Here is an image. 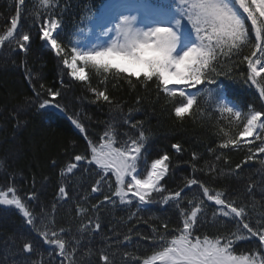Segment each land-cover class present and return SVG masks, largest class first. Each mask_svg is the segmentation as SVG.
I'll return each mask as SVG.
<instances>
[{"label":"trees","instance_id":"1","mask_svg":"<svg viewBox=\"0 0 264 264\" xmlns=\"http://www.w3.org/2000/svg\"><path fill=\"white\" fill-rule=\"evenodd\" d=\"M104 1L51 0V7L43 8L41 0H25L18 32L31 36L27 52L17 50L15 39L0 45V189L6 190L7 186L14 185L21 196L37 193V201L27 202L38 217L45 212L49 213V219L54 215L57 225L68 230L66 237L81 239L77 257L81 264H96L101 250L107 252L111 264L142 262L157 250L150 240L152 228L159 227L163 231L165 220L170 229L176 226L177 214L170 206L148 205L139 212V220H129L130 211H136L135 205L129 209L117 203L115 207L108 206L101 211L100 232L89 235L79 231L88 220L77 214V202L85 203L84 195L90 193L98 177L91 174L94 166L78 170L75 175L61 177V168L75 154L84 152L86 141L65 116L49 109H39L33 85L39 89L43 84L45 88L62 92V98L56 99L67 106L68 115L79 116L94 139H98L109 127L117 131L121 138H126L123 135L125 132L137 133L130 128V124L124 123L125 119L130 117V123L143 122L147 136L145 159L150 163L165 152L170 155L172 172L166 180L172 189H178L193 176L189 162L193 155L198 156L196 167L203 171H197L195 175L213 190L224 191L241 204L253 224L264 223V193L259 191L260 187H264V170L258 163L259 159H264V153L257 152L252 161L243 163L237 178L232 173L236 165L245 160L247 146L240 149L231 146L220 148L222 143L242 130L235 116L222 111L224 99L235 104L242 113L252 108L264 110V101L259 99L256 89L240 76V71L246 72V64H240L238 70L233 71L241 57L221 55L220 62L216 64V71L221 74L210 83L205 81L194 87L196 103L180 118L175 116L174 108L186 101L178 94L171 97L158 91L155 78L148 82H144L143 77L140 81L130 78V84L123 74L117 77L113 72L100 74L89 68L86 69L89 79L76 81L66 74L62 60L39 39L41 19L55 13L52 18L62 24L58 42L66 49L61 55L66 56L75 45L76 35L85 30L89 18L97 13ZM17 3L18 0H0V36L5 35L10 26ZM248 51L249 48H244L243 54ZM226 72L232 75H224ZM93 87L105 91L113 103H93L95 96L90 90ZM173 143H180L184 151L176 153L171 148ZM210 149H215V154ZM216 155L221 159L216 160ZM53 160L57 161L55 166ZM62 184L69 186L73 199L57 201V189ZM249 184L256 185L251 193L246 190ZM196 192L195 186L185 189L188 197ZM100 199H103L100 193L89 195L87 206ZM54 203L56 212L52 213ZM214 209L215 206L209 203L205 205V216L202 217L205 222L200 234L214 237L227 230L235 231L233 222L213 217ZM125 236L130 239L126 241ZM243 236L247 239L236 244L237 254L261 255L263 248L258 238H250L246 232ZM26 240L35 244L32 254L25 255L23 251ZM50 255L55 254L25 224L15 209L0 208V264H33L47 261Z\"/></svg>","mask_w":264,"mask_h":264},{"label":"snow or ice","instance_id":"2","mask_svg":"<svg viewBox=\"0 0 264 264\" xmlns=\"http://www.w3.org/2000/svg\"><path fill=\"white\" fill-rule=\"evenodd\" d=\"M41 3L51 7V0H41ZM24 4L25 0H18L10 26L5 35L0 36V45L15 39L17 50L26 53L31 36L18 32V21L23 17ZM139 7L144 13L140 22L145 27L136 26L135 16L122 15L114 28L116 38L110 43L97 42L87 49L74 45L66 56H62L61 53L66 52L62 43L58 42L62 24L58 19L52 18L55 13L47 19H41L39 39L62 60L66 74L76 81H87L89 76L86 69L89 68L100 74L113 72L117 77L123 74L130 84V78L140 81L143 77L144 82L153 81L155 78L158 91L171 97L178 94L186 101L174 108L177 118L183 117L196 103L195 93L186 92V88H194L205 81L210 83L221 74L216 71L221 55L241 57L236 61L237 68L233 71H237L240 64H246V72L240 71V76L246 84L256 89L259 99L264 101V0H179L180 19L175 21V29H179L181 21L186 20L190 25L188 36L194 34L196 37V42L182 48L179 55L173 54L181 42L177 31L169 25L155 22L167 12L162 0H158L157 4H153L152 0H143ZM105 22V18L101 16L98 26L103 28ZM111 31L113 29H107L101 35H107ZM244 48H249L247 54H243ZM224 75L231 76L232 73L226 72ZM29 83L31 84L30 77ZM170 85L181 87L170 89ZM90 90L95 96L93 103H113L105 91L94 87ZM33 92L39 109L54 107L63 112L86 141L84 152L75 154L60 171L64 178L75 175L78 170H88L94 166L91 174L98 177L94 180L90 193L84 195L85 203L77 202V214L88 220L87 224H82L80 232H87L89 235L100 232V213L108 206L115 207L119 203L131 209L135 205L136 211H130L129 220H139L138 214L142 208L159 204L175 209L176 226L170 229L168 221L165 220L163 231L159 227H153L150 240L157 250L142 262L134 261V264H264V252L256 256L237 254L236 251V244L245 238L237 235L241 231L246 232L250 238H258L261 248H264V223L253 224L241 204L230 198L226 192L213 190L195 175L197 171H203L196 167L198 156L193 155L189 162L193 176L178 189H172L166 180L172 172L170 155L165 152L150 163L145 159L147 136L143 122L130 123V117L125 119L124 123L130 124V128L137 133L125 132L123 135L126 138H121L117 131L109 127L98 139H94L79 116L68 115L67 106L56 99L62 98L60 90L45 88L41 84L39 89L33 85ZM222 111L235 116L242 126V130L220 145L221 149L230 146L240 149L247 146L245 160L242 164H237L232 173L239 178L243 163L252 161L257 152L264 153V110L252 108L247 113H242L224 105ZM249 137L252 139H245ZM256 141L259 143L256 144ZM171 148L178 154L184 151L180 143H173ZM209 151L215 154L216 150ZM215 159L220 160L221 157L216 155ZM258 163L264 170V159H259ZM52 164L55 166L57 161L53 160ZM208 167L212 169V165ZM193 186L197 192L188 197L185 189ZM254 187L256 185L249 184L246 190L251 193ZM259 191L264 193V187H260ZM96 193H100L103 199L88 207V196ZM38 198L35 192L27 194L26 197L21 196L14 185L7 186L6 190L0 189V206L15 209L25 224L55 254L50 255L47 261L33 264H81L77 258L81 239L66 237L68 230L57 225L54 215L49 219V213L45 212L38 217L27 202H35ZM56 199H73L67 184L58 187ZM208 202L215 206L213 217L233 222L236 225L235 231L227 230L214 237L200 234L205 222L202 217L205 216V205ZM51 212H56L55 203ZM129 239V236H125L126 241ZM34 250V242L26 240L23 243L26 254H32ZM101 261L103 264H111L106 251L101 250L96 264Z\"/></svg>","mask_w":264,"mask_h":264},{"label":"rangeland","instance_id":"3","mask_svg":"<svg viewBox=\"0 0 264 264\" xmlns=\"http://www.w3.org/2000/svg\"><path fill=\"white\" fill-rule=\"evenodd\" d=\"M120 1L122 3H125L126 5H128L129 8H127V10L121 12V14L119 13L116 16L114 15V18L112 17L113 19L109 18L111 16L106 15L104 17V15H103L106 23L104 24V27L101 28L100 26H98V19L101 17V14H102L105 6L112 2V0H108V2L106 3V5H104V7L101 6L100 12L97 16L95 15L94 17L89 18V20H88V22L84 28L85 30L82 32H79L76 35V38L74 40L75 46L83 47V48L87 49V48L91 47L93 44H96L97 42H101V43H105V44L110 43L112 39L116 38L114 28H115V25L117 23H119V18L122 15H127L130 17L135 16L136 17V26L141 27V28L145 27V25L140 22L143 18L144 13L139 6L143 3V0H120ZM152 1H153L152 2L153 4L158 3V0H152ZM162 3H163V7L167 9V12L164 15L160 16L155 22L158 24H166V25H169L171 27L175 26V21L177 19H180L179 13H180L181 9L179 7V0H162ZM45 7L46 6L43 5V8H45ZM189 27H190V25L187 24L186 20L181 21V24L179 27L180 35H178L181 37V42H180V46H178L176 51L173 53L174 55L181 54L182 48H185L186 46H191L192 44H194L196 42V37L194 34L191 35L190 37L188 36L189 30H190ZM107 29H113V31L108 32L107 35H101V33L106 31ZM185 41H187V43H185ZM43 43L47 46V44L45 42H43ZM69 59H70V57H69ZM180 87L181 86H176V85H170L169 86L170 89H179ZM186 92L193 93V88H186ZM224 104L227 106L233 107L235 110H238L228 100H225ZM47 109L54 110L60 114H63L61 111H58L54 107H49ZM72 127L77 133H79L78 130L73 125H72ZM245 139L251 140L252 138L249 137V138H245ZM208 203L211 204V202H208ZM240 235H244V232L241 231ZM244 237H245L244 239H247L246 236H244ZM263 251H264V248H263Z\"/></svg>","mask_w":264,"mask_h":264},{"label":"bare ground","instance_id":"4","mask_svg":"<svg viewBox=\"0 0 264 264\" xmlns=\"http://www.w3.org/2000/svg\"><path fill=\"white\" fill-rule=\"evenodd\" d=\"M127 8H129V6L126 5L125 3H122L120 0H114L110 4H108V5L105 6V8L103 9V12L101 14V16L104 15V17H105L107 15V16H111L109 18L113 19L114 18V15L116 16L119 13L121 14V12L127 10ZM173 28H174V30L177 31V33L179 32L178 29H175V26H173Z\"/></svg>","mask_w":264,"mask_h":264},{"label":"water","instance_id":"5","mask_svg":"<svg viewBox=\"0 0 264 264\" xmlns=\"http://www.w3.org/2000/svg\"><path fill=\"white\" fill-rule=\"evenodd\" d=\"M0 207L3 208V209L7 208V207H5V206H0Z\"/></svg>","mask_w":264,"mask_h":264}]
</instances>
